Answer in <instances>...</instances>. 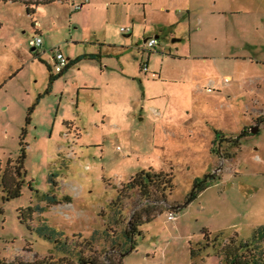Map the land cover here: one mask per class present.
Returning a JSON list of instances; mask_svg holds the SVG:
<instances>
[{
    "label": "rangeland",
    "instance_id": "374dc122",
    "mask_svg": "<svg viewBox=\"0 0 264 264\" xmlns=\"http://www.w3.org/2000/svg\"><path fill=\"white\" fill-rule=\"evenodd\" d=\"M34 8L0 0V259L61 255L36 231L43 220L69 239L96 231L97 251L112 252L144 200L128 191L118 223L109 202L147 167L171 169L174 186L123 264H217L229 236L247 238L264 223V0H38ZM172 15L179 21L165 25ZM153 29L158 44L149 47ZM37 34L43 42L31 48ZM57 49L69 60L97 56L57 75ZM244 128L238 144L217 137L222 155L212 149L216 132ZM21 141V191L5 199L1 173ZM205 173L211 183L189 198ZM29 205L39 209L22 220Z\"/></svg>",
    "mask_w": 264,
    "mask_h": 264
},
{
    "label": "trees",
    "instance_id": "16d2710c",
    "mask_svg": "<svg viewBox=\"0 0 264 264\" xmlns=\"http://www.w3.org/2000/svg\"><path fill=\"white\" fill-rule=\"evenodd\" d=\"M7 1V0H3ZM16 1V0H11ZM26 4V10L29 13L34 12V4L38 0H19ZM48 1V0H44ZM35 48V47H34ZM82 56L93 58L97 56L95 53H84L76 56L73 60H69L67 65L58 71L57 75L61 74L69 65ZM48 68L50 66L48 65ZM55 75L50 72L49 82H52ZM257 122L264 124V111L257 116ZM247 130L242 129L237 135L226 138L220 132H216V137L212 140V149H217L218 153L222 155L220 150L214 146L217 137L231 141L233 144H238L240 136L245 134ZM23 134V132H22ZM24 141H21V151L18 157L12 162L9 159L5 169L1 173L2 188L5 191L3 198L7 199L20 194L23 175L25 169L23 168V160L25 156ZM230 156V152L223 154ZM212 173H205L201 178H196L193 182V187L189 193V198L194 197L200 190L204 189L212 181ZM173 173L172 170L155 169L153 167L141 168L134 172L121 186L117 189V195L111 199L109 206L112 209V221L114 223L120 222L119 215L121 214L123 198L128 195V191L137 189L139 195L144 200L143 204L128 216L125 226L122 228L123 240L116 241L112 246V252H107L101 255L94 247V235L90 237H80L79 239H69L64 236L62 230H58L49 225L44 220L36 226V231L47 239L53 241L54 246L62 251L61 255L47 254L44 256H37L33 259L15 258L10 261L0 259V264H123V255L134 248L135 237L137 234H142L140 225L151 220L161 209L155 204L158 201H167L168 194L173 189ZM46 199L51 203L60 202L58 198L47 194ZM179 204L175 205L177 209ZM174 207V206H171ZM38 206L29 205L21 209L20 218L25 220L24 213L27 212L29 217ZM31 227L30 224H28ZM32 228V227H31ZM202 232L206 237L209 236V230L203 227ZM102 233L107 236L108 228L105 227ZM107 238V237H106ZM216 239V237H215ZM264 223L256 225L252 233L247 238H239L237 234L229 236L219 248L221 260L217 264H264ZM107 250H105L106 252ZM191 254L194 253L193 248H190Z\"/></svg>",
    "mask_w": 264,
    "mask_h": 264
},
{
    "label": "built area",
    "instance_id": "2783aa9c",
    "mask_svg": "<svg viewBox=\"0 0 264 264\" xmlns=\"http://www.w3.org/2000/svg\"><path fill=\"white\" fill-rule=\"evenodd\" d=\"M81 3H75L74 7L78 8L80 7ZM128 27L125 26H121V30H127ZM30 44L33 47H36L37 45L41 44V37L39 35L34 36L33 38H31L30 40ZM145 44L149 47H155L158 44V39L157 36L151 35L146 37V39L144 40ZM53 57H54V69L57 71H60L61 69H63L67 63H68V58L67 56H65V54L60 50L57 49L54 51L53 53ZM141 68L144 70H147V63L141 65ZM229 76L224 75L223 80L224 82L229 80ZM207 89H211V85L207 86ZM176 217V214L173 212H169L167 214V218L170 219H174Z\"/></svg>",
    "mask_w": 264,
    "mask_h": 264
},
{
    "label": "crops",
    "instance_id": "0c3cea01",
    "mask_svg": "<svg viewBox=\"0 0 264 264\" xmlns=\"http://www.w3.org/2000/svg\"><path fill=\"white\" fill-rule=\"evenodd\" d=\"M80 3L81 4H83V2H81L80 1ZM166 5L165 4H162L161 5V7L160 8H166V10H168V7H165ZM174 6H177V5H174ZM184 8H186V6L185 5H180V7L179 8H177L178 10H182V9H184ZM189 9V8H188ZM187 9V10H188ZM188 11H190V9L188 10ZM189 13L190 12H188V16H189ZM181 20V19H180ZM176 21H179V17H177V16H175V15H172V17L171 18H169V19H167L166 21H164V24L165 25H173L174 23H176ZM160 26L162 25V24H159ZM148 26H147V24H145L144 25V29H146ZM154 31V33L152 34V35H154V36H158V34L156 33V31H155V29H153ZM38 35V34H37ZM149 36H151V35H149ZM148 37V36H147ZM188 37H189V39L191 38V32H189L188 33ZM146 38V37H145ZM178 38H184V36H181V37H172L171 39L172 40H176V39H178ZM43 42V39L41 38V43ZM34 48V47H33ZM86 53H93V51H85ZM174 54H177V53H174ZM67 56V58H68V61H69V56L68 55H66ZM77 56V55H76ZM189 56H193V55H189ZM193 57H197V55H194ZM142 58V57H141ZM71 60V59H70ZM71 63L69 62V65H70ZM68 65V66H69ZM162 71H163V66H160L159 68H158V72H159V74L161 75L162 74ZM133 77L134 76H138L137 74H135V75H132ZM164 81L165 80H163V82L162 83H164ZM86 85L85 86H88L87 84V82L85 83ZM259 126L260 125H258V128L256 129V130H258L259 129ZM245 129V128H244ZM255 130V131H256ZM224 132V131H223ZM240 132V131H239ZM247 132V131H246ZM226 132H224L223 134H225ZM231 134H233V133H231ZM225 136H227V137H230V135L229 134H225ZM234 136V135H233Z\"/></svg>",
    "mask_w": 264,
    "mask_h": 264
},
{
    "label": "water",
    "instance_id": "95a60500",
    "mask_svg": "<svg viewBox=\"0 0 264 264\" xmlns=\"http://www.w3.org/2000/svg\"><path fill=\"white\" fill-rule=\"evenodd\" d=\"M145 39H146V38H144L143 40H145ZM31 48H33V46H31ZM257 128H258V125L255 124V125H253V126L250 127V130H251V131H255Z\"/></svg>",
    "mask_w": 264,
    "mask_h": 264
}]
</instances>
